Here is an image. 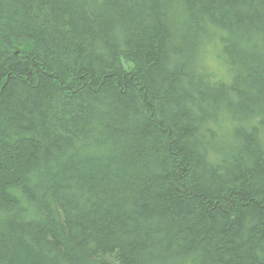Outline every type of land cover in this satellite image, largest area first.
<instances>
[{
	"label": "trees",
	"instance_id": "16d2710c",
	"mask_svg": "<svg viewBox=\"0 0 264 264\" xmlns=\"http://www.w3.org/2000/svg\"><path fill=\"white\" fill-rule=\"evenodd\" d=\"M0 264H264V0H0Z\"/></svg>",
	"mask_w": 264,
	"mask_h": 264
}]
</instances>
